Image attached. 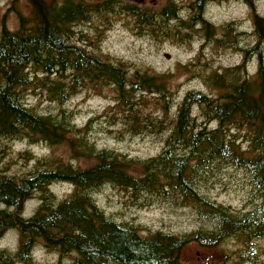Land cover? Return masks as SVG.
I'll return each mask as SVG.
<instances>
[{
  "label": "trees",
  "instance_id": "obj_1",
  "mask_svg": "<svg viewBox=\"0 0 264 264\" xmlns=\"http://www.w3.org/2000/svg\"><path fill=\"white\" fill-rule=\"evenodd\" d=\"M27 1L31 16L20 17L16 31L0 33V243L9 232L17 239L14 248L0 246V264H35L37 246L56 254V264H181L187 245L212 249L230 239L237 243L230 264H264L257 246L264 240V19L258 18L248 37L254 44L238 49L239 65L204 75L214 94L187 91L171 112L168 75L131 70L88 47V36L72 28L83 21L77 6L58 9L50 1ZM116 7L111 1L89 6L91 35L101 29L97 20L107 22L110 13L119 12ZM176 10L173 3L159 12L123 9L142 34L157 41L188 44L195 28L204 33L201 48L239 47L237 38L244 34L236 33L235 24L211 39L212 24L194 22L196 6L190 20ZM202 57L199 52L197 59ZM252 60L256 70L249 74ZM106 91L114 94V105L78 127L65 104L83 92ZM29 93L55 112L28 106ZM95 128L118 142L167 136L157 156L136 160L98 149L90 138ZM13 142L63 146L68 157L13 154ZM18 166L31 168L18 172ZM229 169L244 172L254 204L250 210L236 211L207 196ZM59 183L71 186L63 198L51 190ZM105 186L121 192L129 209L157 203L188 208L199 227L183 235L142 236L135 225L116 222L98 206L94 195ZM32 199L38 205L26 218L25 205Z\"/></svg>",
  "mask_w": 264,
  "mask_h": 264
},
{
  "label": "rangeland",
  "instance_id": "obj_2",
  "mask_svg": "<svg viewBox=\"0 0 264 264\" xmlns=\"http://www.w3.org/2000/svg\"><path fill=\"white\" fill-rule=\"evenodd\" d=\"M46 1L53 2L52 0ZM87 1L93 4L95 0ZM111 2L116 6L119 4L118 8H120L121 13L119 15L118 10L115 13H110L106 17L107 22L97 20L98 27L101 29L91 35L93 31L90 29V24L85 25V27L78 25L80 29H85L84 36L89 38L86 45L96 48L100 55L123 62L131 70H148L153 74L168 75L173 94L171 112H174L176 105L187 91L197 90L214 94L204 81V75L221 72V69L239 65L243 59L242 52L238 49L248 47L255 42L251 37L248 38L254 30V24L249 17L250 14L243 5L235 0L211 3L206 9V19L213 26L211 39L221 37L228 24L233 22L236 26V33L244 34L237 38L239 40L238 48L219 47L214 43L201 48L205 40L202 32L200 33L195 28L190 31L193 40L188 44L181 45L170 39L157 41L149 35L142 34L136 28L134 19L123 11V9L134 5L141 10L150 9L159 12L173 3L177 8V16L183 18L187 16L185 6L190 0H143L142 2L139 0H112ZM254 11L264 18V0L257 1ZM30 16L31 6L27 0H0V29L5 27L14 32L18 29L20 17L28 18ZM199 52L203 54V57L198 60ZM198 62L201 64L199 69L193 67V65L198 66ZM256 65L255 60L249 63L247 69L249 74L255 72ZM113 98L112 91H106L101 96L83 92L68 101L64 107L73 112L74 123L78 127H83L89 119L101 114L109 106H113ZM25 103L28 106L36 107L37 111L41 113L55 112L54 106H49L32 93L26 96ZM166 136L164 135L162 138L132 137L118 142L95 128L90 138L98 149H111L132 159L145 160L160 153ZM11 151L13 154L30 151L38 158L44 156L68 157L67 149L63 146L50 149L40 145H28L25 142H13ZM30 168L31 166L25 168L18 166L16 171L25 172ZM247 182L244 172L229 169L219 177L217 183L205 192L209 198L218 203L244 212L254 206L250 203L251 187L248 186ZM51 190L58 198H63L70 192L71 186L61 183L53 184ZM94 198L107 216L116 222H127L135 225L142 236H149L156 232L183 235L199 227L194 212L188 208L157 203L146 209H129L123 204L122 193L109 186L103 187L94 195ZM37 205V199L26 202L24 217H30ZM16 244V235L14 232H9L2 239L0 246L14 248ZM257 246L260 248L261 260L264 262V240H259ZM236 248L237 243L232 239L212 249L191 243L181 251L180 263L230 264L228 256ZM33 258L35 264H56L58 260L56 254L48 253L41 246L34 249Z\"/></svg>",
  "mask_w": 264,
  "mask_h": 264
},
{
  "label": "flooded vegetation",
  "instance_id": "obj_3",
  "mask_svg": "<svg viewBox=\"0 0 264 264\" xmlns=\"http://www.w3.org/2000/svg\"><path fill=\"white\" fill-rule=\"evenodd\" d=\"M52 4L55 5L56 8L60 9L61 7H64L67 3L71 6H77L79 8L78 11V16L83 19V21L77 22L74 24V26L72 27L73 30L75 32L79 34H84L85 29H80V27L78 25H82L83 27H85V25L89 24V11L90 8L89 6L91 5L90 1L87 0H52ZM112 1V0H110ZM143 0H139V2H142ZM225 0H190V2L185 6V9L187 10V16L183 17L186 20H190L193 19V17H198V19H194V22H199V21H205V22H209L206 19V9L207 6L210 5L211 3H222ZM236 2L240 3L241 5H243L247 11L249 12V17L250 19H252L253 24H255V22L258 20V18H263L260 17L255 10L256 7V3L258 0H235ZM109 2V0H95L93 2V4H99V3H107ZM197 2V3H196ZM195 4V5H193ZM119 6V4H117ZM117 6V8H118ZM134 6V5H132ZM196 6V9L199 11L197 14L195 13V15L193 16V12L191 11L192 7ZM144 10H150V9H144ZM153 11V10H151ZM120 11L118 12V14L120 15ZM264 19V18H263ZM193 21V20H192ZM210 23V22H209ZM233 23V22H232ZM229 25V24H228ZM7 29L5 27H2L0 29V33L4 30ZM9 30V29H7ZM203 37H204V33L202 32Z\"/></svg>",
  "mask_w": 264,
  "mask_h": 264
}]
</instances>
